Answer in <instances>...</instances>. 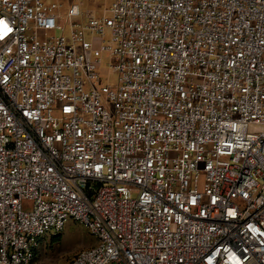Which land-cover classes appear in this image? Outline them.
Returning a JSON list of instances; mask_svg holds the SVG:
<instances>
[{
  "label": "built area",
  "instance_id": "2783aa9c",
  "mask_svg": "<svg viewBox=\"0 0 264 264\" xmlns=\"http://www.w3.org/2000/svg\"><path fill=\"white\" fill-rule=\"evenodd\" d=\"M61 1L0 0V264H264V0Z\"/></svg>",
  "mask_w": 264,
  "mask_h": 264
},
{
  "label": "rangeland",
  "instance_id": "374dc122",
  "mask_svg": "<svg viewBox=\"0 0 264 264\" xmlns=\"http://www.w3.org/2000/svg\"><path fill=\"white\" fill-rule=\"evenodd\" d=\"M61 2L64 5L69 2L76 3L81 11H89L93 16L101 17L107 13L110 0H62ZM53 34L58 35L59 32L55 31ZM105 56L102 58L100 74L103 81L113 84L116 74L108 68ZM31 204V201H22L23 209L31 207ZM94 242L95 237L84 226L76 221L68 220L61 231L55 234L49 231L42 236L36 250V262L37 264H66L79 250L93 245Z\"/></svg>",
  "mask_w": 264,
  "mask_h": 264
},
{
  "label": "trees",
  "instance_id": "16d2710c",
  "mask_svg": "<svg viewBox=\"0 0 264 264\" xmlns=\"http://www.w3.org/2000/svg\"><path fill=\"white\" fill-rule=\"evenodd\" d=\"M56 238V237H55Z\"/></svg>",
  "mask_w": 264,
  "mask_h": 264
}]
</instances>
